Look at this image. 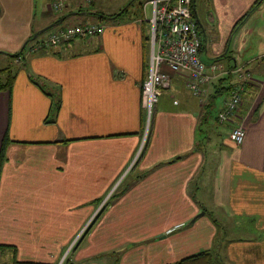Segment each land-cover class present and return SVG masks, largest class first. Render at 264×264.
I'll list each match as a JSON object with an SVG mask.
<instances>
[{
	"label": "crops",
	"instance_id": "crops-1",
	"mask_svg": "<svg viewBox=\"0 0 264 264\" xmlns=\"http://www.w3.org/2000/svg\"><path fill=\"white\" fill-rule=\"evenodd\" d=\"M51 2L0 0V50H19L31 34L53 23ZM209 4L208 22L215 31L207 25L209 31L205 28L201 39L205 54L208 46L218 59L203 63L208 74L212 67L215 73L194 95L186 87V73L166 70L168 86L152 108L149 127L139 93L148 64L141 22L150 16H143L142 6L141 15L136 7L128 14L131 19L108 20L92 39L95 47L85 51L86 37L48 48L34 49L36 44L28 43L16 62L21 66L10 89L0 91V141L4 134L9 139L0 166V243L14 247L15 260L95 264L87 257L102 250L116 251L120 264H133L139 255L142 264H164L219 247V258L227 264H264V0ZM236 67L254 77L225 84L239 90V105L220 123L217 135L225 138L226 147L220 148L212 187L201 199L197 193L203 183L192 182L197 175L202 180L206 176L198 134L214 87L218 81L226 83L223 77ZM28 73L59 86L54 122H44L50 100L29 81ZM237 125L244 134L234 145L228 132ZM228 148L232 151L227 153ZM105 194L107 200L114 197L103 212ZM207 201L212 206H206ZM217 206L223 216L241 218L246 233L228 236L220 244V235L213 237L217 227L210 214ZM90 214H99L85 235L93 231V237L77 247L70 261L65 250L74 235L91 224ZM134 217H142L141 222L134 223ZM121 220L123 230L116 226ZM61 231L72 235L64 241L41 237ZM36 232H42L40 238ZM124 232L145 233L140 250L130 237L116 240V233ZM78 237L73 247L84 238Z\"/></svg>",
	"mask_w": 264,
	"mask_h": 264
},
{
	"label": "rangeland",
	"instance_id": "rangeland-1",
	"mask_svg": "<svg viewBox=\"0 0 264 264\" xmlns=\"http://www.w3.org/2000/svg\"><path fill=\"white\" fill-rule=\"evenodd\" d=\"M72 1L69 0L68 2H72ZM74 1L77 2V4H80L81 6H83V9H87L89 7L90 8V9H88L89 12L102 10L104 12V14L107 11L113 10L115 8V6H119V5L121 6L124 3H128V9H127V11H125L123 13V16H125L124 20L126 21L128 19H131V18H129L128 14H130L137 7L138 3L146 1V0H95L92 5L87 4L86 2H84V0H74ZM205 2L206 3H202V0H195V5H196L195 8H196V11L198 12V15H199V21L201 23H203L204 27L206 28V32H208L210 29H211V31L214 32L215 31L214 23H213V25L210 24L208 22V19L205 16V10H206L207 6H208V10L210 9L211 6L209 4V0L208 1L205 0ZM71 4H74V6L70 5V4H66L65 6L62 7V9H61L62 11L61 10H59V11L51 10L52 12H55V14L53 13L51 15V18H53V20L56 21V23L53 21V23H54L53 26L49 27L47 30H45L41 33H38L33 39L29 40L26 43L27 45H25V51H24L25 53L27 52L28 43L31 44L34 42L33 44H37V43H39V40L46 38V35L49 33V31L59 30L60 27L66 28L68 26L73 25L75 22L81 23V21L83 22V20H86L85 22L101 24L102 29H103V27H106L107 24L109 23L108 19H106L105 17L104 18L102 17L101 19H99V18H96L93 14H88V13L87 14L86 13L85 14L84 13L83 14L82 13L81 14H70V15L64 17L63 20L58 21V19L61 17L62 14L68 13V11H70V10L73 11L76 8V6H77L76 3H71ZM75 10L73 12H75ZM138 11H139V13H138ZM149 12H150V6H149V4H146L144 7V13H145V15L148 16ZM137 13L139 15H141L140 7L139 8L137 7ZM207 25L209 26V30L207 29ZM142 30H143V33L145 32V34H148V25L146 24L145 21L142 22ZM83 37H86L85 43L88 45V46L84 47V51H85L88 48H94L95 47V46L91 47L92 46V39H97L99 37V35H91V36L89 35V36H83ZM36 40H37V42H36ZM63 41L66 42L68 40H60L57 44H59ZM142 44H143L144 49L149 51L148 42L146 40H142ZM203 46H204V43H203ZM51 47H53V46H51ZM46 48H48V47H46ZM72 50H73V48H72ZM216 56L217 55L213 54L208 46H207L206 54H205L204 49H201L199 51V58L202 62L204 61L205 63H209L212 60L218 59ZM219 58H221V57H219ZM221 60H224V59H221ZM19 61H20L19 58L14 59V58H11V57L3 54L2 52L0 53V68L5 67V66H9L16 74L17 71L20 69L19 67L21 66V64L16 63ZM223 65L225 66V63H223ZM212 69L214 72L215 68H212ZM246 72L247 73H245V80L250 81L251 78L254 77V75L249 71H246ZM224 76H226V75H224ZM227 77H229V78H227ZM227 77H223L224 78L223 82H226L224 84H227L228 82H232L233 85H235L234 83L236 81H242V77L239 76L237 72H233L232 75L229 74V75H227ZM227 94H228L227 89H222L221 92L214 94L215 96H213V98H212V104L208 107V110H207L206 122L204 124L205 126L202 127V131L199 132L198 138H197L201 142V145H199V146H201V148L203 147L202 153L205 156L203 168L206 172L205 173L206 176H205V179L202 180L201 179L202 175H197L193 179L192 182L194 185H197L198 183H201V182L203 183V184L199 185L198 193H197L199 195L198 198H201V199L204 197V194H207V193H205V191L208 189V187H212L211 181H212V176H213V171H214V165L218 161V156H220V154H219L220 148H222V146L223 147L225 146V138L217 135L219 132L222 131V127H223L220 123H218L217 112L220 110L219 109V103L224 99L226 100ZM149 119H150V117H149ZM144 126H145V121H144ZM231 151H232V148H228L227 153L231 152ZM117 185L118 184L112 185L111 189H114ZM103 197H104V199H106V198L108 199L109 195L105 194ZM113 197L114 196H112L109 200H107V199L105 200L104 205L102 207L103 212L106 210L107 206L111 203V200ZM206 204H207L206 206H209V207L212 206L211 202L209 203L207 201ZM95 207L96 206L94 205V208ZM212 210H214V212H210V214L213 216L212 219L214 220L216 227H217V233L213 232V237L218 236V238H219V235H220V239H221L220 244H222L223 241L228 236H232V235L236 236V235L246 233V231L244 229L240 228V226L242 225V223L240 222L241 218L236 217V216L235 217L223 216V214L221 212L222 207L220 208L217 206ZM216 211H219V212H216ZM200 212H202V211H200ZM98 215L93 216V214H90V216L87 219V223H89V221L92 220L93 217H94V219H93L94 221L98 220L99 219ZM101 215L102 214H100V216ZM205 217H207V216H205ZM134 219H135L134 223L141 222L142 217H134ZM94 221L89 225V227L87 229L88 231H89V228L91 229V227L93 226ZM124 225L125 224L122 220L118 221L116 223V226L120 230H123ZM85 226H86V224H85ZM239 229H241V230H239ZM41 233L42 232H36V233H34V236L37 235V237L40 238L39 234H41ZM79 234H80V231H78L74 235L73 239H71L70 242H72V243L70 245L68 244L69 246L67 245L68 246L67 248L65 247L66 248L65 253L67 254V259H69L70 261H71L72 257L77 255V251H78L77 247L80 245H85V241L93 237V231H91V233L89 234L88 237H86L85 236L86 234H85L84 235L85 237L83 236L84 238H81V240L79 241L80 244L78 243V245L73 247V243L77 239ZM71 235H72V233L70 231H66V232L61 231V232H56V233H51V232L50 233H43L41 237H42V239H46L48 241L53 240V239H62V241H64V240H68L71 237ZM142 235H145V233H142V232L141 233H139V232H136V233H130V232L116 233V237H117L116 240L120 239L118 236H123L125 239L130 237V239L137 241V245H138L139 241L144 239L142 237ZM131 245H132V243L130 242L129 246L127 248H130ZM138 247L140 250L139 245H138ZM212 250H213V252L211 251V253L213 254V257L215 259L214 264H218V263L219 264H221V263L227 264V262H225V261L224 262L220 261L221 263L218 262V259L220 260V258H219L220 248L219 247H216V249L214 247ZM12 252L13 251L11 249L8 250V254H6V250H5V253L0 252V264H1V259H5V261H6L5 264H7L8 261L11 262L13 260ZM88 254H90V253H88ZM216 256H217V258H216ZM87 259H89V260L93 259L95 264H100L99 261L102 262V264H120L121 263V258L117 255L116 251H109V254H107L104 251L100 250L98 253H95L92 257L88 256ZM141 259H142V256L139 255L133 264H142L139 262ZM145 259H146V256H144V260ZM122 264H128L127 260H125L124 263H122Z\"/></svg>",
	"mask_w": 264,
	"mask_h": 264
},
{
	"label": "built area",
	"instance_id": "built-area-1",
	"mask_svg": "<svg viewBox=\"0 0 264 264\" xmlns=\"http://www.w3.org/2000/svg\"><path fill=\"white\" fill-rule=\"evenodd\" d=\"M69 0H52L50 9L59 11ZM87 1V0H85ZM150 6L148 23V64L144 77L140 81L139 93L141 106L149 120L152 108L161 91L168 86L169 74L186 73V87L198 95L201 86L209 81L213 74H208L204 63L199 58L201 35L197 32L195 22L191 16L190 0H147L142 5ZM102 26L96 23L83 22L66 28L51 31L46 38L39 40L34 49L51 47L60 40H71L76 37L99 35ZM213 68V67H212ZM211 68V69H212ZM213 70V69H212ZM237 72L245 81V73L240 67ZM239 90L231 91L224 106L217 112L218 121L225 120L239 105ZM244 131L240 125L233 126L228 132V138L234 145L241 143Z\"/></svg>",
	"mask_w": 264,
	"mask_h": 264
},
{
	"label": "trees",
	"instance_id": "trees-1",
	"mask_svg": "<svg viewBox=\"0 0 264 264\" xmlns=\"http://www.w3.org/2000/svg\"><path fill=\"white\" fill-rule=\"evenodd\" d=\"M84 2H86L89 5H92L93 4V2L91 0H87V1L84 0ZM141 4H142V2H140V4H139L140 7L142 6ZM127 7H128V4L126 6H124L123 8L119 9L117 12L109 13V14H104V13H101L99 11H92L90 13L93 14L96 18H99V19H101L102 17L103 18L105 17L106 19H108L110 21H113V20L116 21V20H119L123 16V13L125 11H127ZM75 9H74L75 12H73L74 10L73 11L70 10V11H68V13H64L61 16L66 17V16H68L70 14H81L82 12L86 13V12H89L88 9H90V8L88 7L87 9H83V6H81L80 4H78V6H76ZM239 20H241V19H239ZM54 22L56 23V21H54ZM146 24L148 25L147 22H146ZM235 25H236V23L234 24V26ZM234 26H233V28H234ZM31 36H32V34H31ZM31 36H29L25 40L26 42L24 43L23 46H21V48L19 50L15 51L13 53H5L3 51H0V53L2 52L3 54H5V55H7V56H9L11 58H14V59L19 58L20 60H22V56H23V53L25 51V45H26V43L29 40L33 39ZM141 38H142V40H146L148 42V34H145V32L143 33L142 26H141ZM36 42H37V40H36ZM42 48H44V47H42ZM203 48L204 47H203V43H202V39H201V43H200V46H199V51L201 49H203ZM14 75H15V72L9 66H5V67L0 68V91L1 90H7L8 91L10 89V86H11L12 81L14 79ZM27 78L29 79V81L32 84H34L35 86H37L45 95H47L48 98H49V100H50V104H49V108H48V113H47V115H46V117L44 119V122L45 123H52V122H54L55 116H56L57 111H58L59 106H60V89H59V86L56 85V84L55 85L54 84L52 85L47 80H45V78H43V77H41L39 75L33 74V73H28L27 74ZM222 89L229 90L228 91V95L232 91V89H230L228 86H226L223 83H219V81H218L217 84H216V86L213 89V96H215L214 95L215 93L221 92ZM224 103L221 104L222 105L221 108L224 106ZM211 104H212V101H211L210 105ZM225 120L218 121V123H221V122L223 123ZM149 124H150V119L148 121V127H149ZM8 142H9V139H8L7 135L4 134L2 136L1 141H0V166H1V163L4 161V152H5V148H6V145L8 144ZM89 223H91V220L89 221ZM88 227H89V224L85 226V228L80 233L79 237H83L87 233V228ZM74 244H75V242H74ZM10 249L13 251L12 252L13 260L11 261L12 264L13 263H17V264L27 263V262L15 260V257H14L15 256L14 255L15 254V249H14V247L12 245L1 244L0 243V252L1 253H3L5 250H10ZM216 258H217V256H216ZM220 261L223 262L222 260H219L218 259V262H220ZM214 262H215V259L213 257V254L211 253V251L210 250H203V251H200V252H197V253H194V254H191V255L182 257V258H180V259H178V260H176L174 262L164 263V264H214ZM61 264H66V263L63 262Z\"/></svg>",
	"mask_w": 264,
	"mask_h": 264
},
{
	"label": "flooded vegetation",
	"instance_id": "flooded-vegetation-1",
	"mask_svg": "<svg viewBox=\"0 0 264 264\" xmlns=\"http://www.w3.org/2000/svg\"><path fill=\"white\" fill-rule=\"evenodd\" d=\"M208 1V0H206ZM202 3H206L205 0H202ZM195 0H190V10H191V16L195 22V26H196V29H197V32L201 35V33H203L205 27L203 25V23H201L199 21V15H198V12L196 11V8H195ZM209 14H210V10H208V6L205 10V16L206 18L208 19L209 17Z\"/></svg>",
	"mask_w": 264,
	"mask_h": 264
},
{
	"label": "water",
	"instance_id": "water-1",
	"mask_svg": "<svg viewBox=\"0 0 264 264\" xmlns=\"http://www.w3.org/2000/svg\"><path fill=\"white\" fill-rule=\"evenodd\" d=\"M82 13H84V12H82ZM86 13L91 14L90 12H86ZM84 14H85V13H84ZM63 18H64V16H61V17L58 19V21L63 20ZM53 25H54V23H50L49 25H47V26H45V27L39 29L38 31H36L34 34H32L31 37L34 38L38 33H41V32H43V31H45L46 29H48L49 27H51V26H53ZM25 42H26V41H24V43H25ZM24 43H23L21 46H23ZM202 213H203V212L198 213L197 216L200 215V214H202Z\"/></svg>",
	"mask_w": 264,
	"mask_h": 264
}]
</instances>
